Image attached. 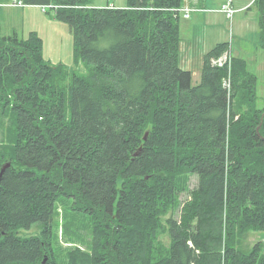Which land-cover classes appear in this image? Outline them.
Instances as JSON below:
<instances>
[{
    "label": "trees",
    "instance_id": "1",
    "mask_svg": "<svg viewBox=\"0 0 264 264\" xmlns=\"http://www.w3.org/2000/svg\"><path fill=\"white\" fill-rule=\"evenodd\" d=\"M23 1L60 5L88 72L50 64L34 33L0 26V264H42L60 197L98 233L92 253L73 247L64 264H264L261 241L240 243L264 231V105L245 62L234 58L227 93V67L209 63L225 50L217 44L192 84L178 63L180 0ZM256 6L263 31L264 0ZM240 94L244 115L231 108ZM190 175L198 185L179 219H165L170 247L157 258ZM33 224L39 235L19 234Z\"/></svg>",
    "mask_w": 264,
    "mask_h": 264
},
{
    "label": "rangeland",
    "instance_id": "2",
    "mask_svg": "<svg viewBox=\"0 0 264 264\" xmlns=\"http://www.w3.org/2000/svg\"><path fill=\"white\" fill-rule=\"evenodd\" d=\"M123 1L90 0L88 6L114 9L116 6H121ZM180 1L181 6L183 0ZM10 2H15V5H23L0 7L2 34L6 35L17 32L21 38L27 39L31 33H34L41 40L43 58L50 64L54 66L62 64L82 75L88 72L87 66L74 56L75 43L73 32L66 22L56 17L55 13L57 10L53 7L52 3L46 7V11L41 8L42 5H27L23 0H0V5ZM233 2L235 5L248 2L246 8H249H245V11L238 9L232 19H226L222 11L218 12L222 15L221 22L224 24V27L219 23L216 26V30L209 33V36L210 38L218 37L220 40L224 39L221 42L225 44L227 51L218 55V58L226 56L223 65H229L227 72L230 75L232 69L235 68L233 60L236 57L242 58L247 70L256 74L254 95L258 102L261 103V99L264 98V48L260 42L259 35L258 20H260L261 14L257 8L258 6H256L258 0H233ZM215 6V4L209 5V7ZM191 11L193 10H189V14ZM261 33L263 39L264 28ZM195 51V48H190L187 44L183 43L181 46V56L179 54L178 58L179 65L181 63L191 70L192 82L194 83L201 80L202 64L200 57L195 58ZM184 56H186L185 60H183ZM212 58L209 59V63L219 66L212 62ZM239 96L241 98H237V100L235 98L234 105L231 108L238 111V114H243L247 112V106L242 103L244 94H240ZM186 183L187 190L178 192L179 199L175 198L174 207H171L163 217V225L155 240V256L157 258L165 257L170 247V236L165 219L170 216L174 219H179L180 213L183 211L182 207L186 204L185 201L190 198L189 191L198 185V177L190 175ZM39 226L40 224H33L30 229H23L19 234L22 237L37 236L40 232ZM93 228L94 224L87 214L74 209L69 199L65 197L58 198L54 203L51 244L49 250L45 253L44 264H64L67 252L71 251L73 247H80L86 250V252L92 253L95 250L93 246L96 236H98L97 232H95L96 236L94 235ZM259 241H261L262 245L261 252H264V231L252 230L246 232L240 237L241 249L249 251Z\"/></svg>",
    "mask_w": 264,
    "mask_h": 264
},
{
    "label": "crops",
    "instance_id": "3",
    "mask_svg": "<svg viewBox=\"0 0 264 264\" xmlns=\"http://www.w3.org/2000/svg\"><path fill=\"white\" fill-rule=\"evenodd\" d=\"M225 0H183V4L179 7H176L175 11L178 18V32L180 33L181 42L179 45V54L181 56V46L183 43L187 44L190 48H195V58L200 57L202 59L201 71L203 67L204 57L207 52L212 50L217 44L222 43L220 38L214 37L210 38L209 33L216 30V26L221 22L222 15L218 12L221 11V6ZM234 3V2H233ZM113 4V3H111ZM215 4V7H209V5ZM114 5V4H113ZM235 5V4H234ZM248 6V2L235 5L240 11H245ZM117 7V6H116ZM127 7V0L123 1V4L118 8ZM184 8H190L191 11L188 18L182 17L181 13L184 12ZM246 8V9H245ZM260 13V12H259ZM226 17V16H225ZM227 19V18H226ZM260 42L264 48V39H262V30L258 20ZM235 57V56H234ZM239 58V57H236ZM186 59L184 56L183 60ZM242 59V58H241ZM180 67L191 72L189 68H186L183 64L180 63ZM253 75V72H251ZM192 77V76H191ZM199 82H192V84H197ZM261 103L258 102L261 107L264 105V98L261 99Z\"/></svg>",
    "mask_w": 264,
    "mask_h": 264
},
{
    "label": "built area",
    "instance_id": "4",
    "mask_svg": "<svg viewBox=\"0 0 264 264\" xmlns=\"http://www.w3.org/2000/svg\"><path fill=\"white\" fill-rule=\"evenodd\" d=\"M48 5H49V4L42 5V8H43V9H46V7H47ZM53 7H55V6H53ZM222 10H223V12L226 14V16H227L228 18H231L232 15H233L234 12H235V9H234V7L232 6V3H231L230 0H228V1L223 5ZM188 14H189V13H188V11H187L186 13H184V16H185V17H188ZM225 58H226V56H221V57H219V58H218V57H216V58H212V62H213L214 64L219 65L218 67H223V66L227 65V64L223 65V62H224ZM213 66H215V65H213ZM222 85H223V87L229 92L230 87H231L230 74H228V76H226V77L223 78ZM188 244L191 245V241H188Z\"/></svg>",
    "mask_w": 264,
    "mask_h": 264
},
{
    "label": "water",
    "instance_id": "5",
    "mask_svg": "<svg viewBox=\"0 0 264 264\" xmlns=\"http://www.w3.org/2000/svg\"><path fill=\"white\" fill-rule=\"evenodd\" d=\"M264 116V114L262 115V117ZM259 128V127H258ZM9 163H7L6 165H8ZM4 168V167H3ZM3 168H2V170H1V172L0 173H2L3 172ZM45 263V259H43V261H42V264H44Z\"/></svg>",
    "mask_w": 264,
    "mask_h": 264
}]
</instances>
